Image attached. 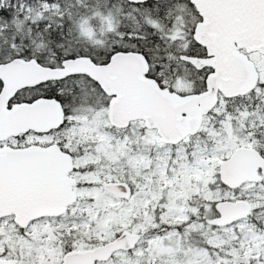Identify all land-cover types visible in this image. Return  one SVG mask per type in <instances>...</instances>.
Segmentation results:
<instances>
[{
    "label": "snow or ice",
    "instance_id": "6c2138e0",
    "mask_svg": "<svg viewBox=\"0 0 264 264\" xmlns=\"http://www.w3.org/2000/svg\"><path fill=\"white\" fill-rule=\"evenodd\" d=\"M0 264H264V0H0Z\"/></svg>",
    "mask_w": 264,
    "mask_h": 264
}]
</instances>
